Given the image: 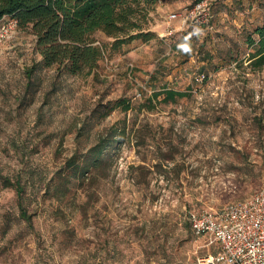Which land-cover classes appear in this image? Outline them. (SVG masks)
I'll return each mask as SVG.
<instances>
[{
    "label": "rangeland",
    "instance_id": "obj_1",
    "mask_svg": "<svg viewBox=\"0 0 264 264\" xmlns=\"http://www.w3.org/2000/svg\"><path fill=\"white\" fill-rule=\"evenodd\" d=\"M263 24L264 0H160L154 35L108 47L88 77L44 66L31 32L0 31V264H195L214 252L189 211L264 185V66L249 64L247 40ZM164 89L186 96L153 99Z\"/></svg>",
    "mask_w": 264,
    "mask_h": 264
},
{
    "label": "trees",
    "instance_id": "obj_2",
    "mask_svg": "<svg viewBox=\"0 0 264 264\" xmlns=\"http://www.w3.org/2000/svg\"><path fill=\"white\" fill-rule=\"evenodd\" d=\"M160 0H0V19L15 18L18 27L35 36L41 63L58 73L88 77L95 75L106 51H116L135 39L149 40L147 31L150 13ZM98 32L112 38L110 44L97 39ZM253 34L256 36L254 37ZM247 40L251 66H264V24L258 26ZM33 68L26 71L30 78ZM164 95L163 101L175 102L186 93L175 89L154 92L153 99ZM127 108V107H126ZM107 143L97 144L93 151L101 155ZM98 158L94 160L97 162ZM74 165V158L69 160ZM18 195L20 180L11 182ZM20 197V196H19ZM20 215L33 228L32 217L21 207Z\"/></svg>",
    "mask_w": 264,
    "mask_h": 264
},
{
    "label": "built area",
    "instance_id": "obj_3",
    "mask_svg": "<svg viewBox=\"0 0 264 264\" xmlns=\"http://www.w3.org/2000/svg\"><path fill=\"white\" fill-rule=\"evenodd\" d=\"M176 17L172 14L169 19ZM16 27L15 18L0 19L4 34ZM188 220L197 238H207L216 246L214 252L199 256L195 264H264V185L243 201L214 210L192 209Z\"/></svg>",
    "mask_w": 264,
    "mask_h": 264
}]
</instances>
